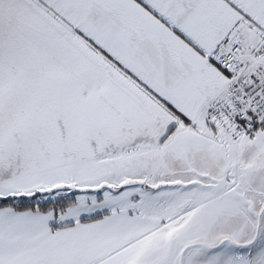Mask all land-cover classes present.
<instances>
[{"label":"snow or ice","instance_id":"obj_1","mask_svg":"<svg viewBox=\"0 0 264 264\" xmlns=\"http://www.w3.org/2000/svg\"><path fill=\"white\" fill-rule=\"evenodd\" d=\"M0 264H264V0H0Z\"/></svg>","mask_w":264,"mask_h":264}]
</instances>
